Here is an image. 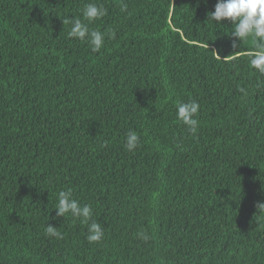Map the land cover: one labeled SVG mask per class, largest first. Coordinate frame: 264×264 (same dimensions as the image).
<instances>
[{
    "label": "trees",
    "instance_id": "16d2710c",
    "mask_svg": "<svg viewBox=\"0 0 264 264\" xmlns=\"http://www.w3.org/2000/svg\"><path fill=\"white\" fill-rule=\"evenodd\" d=\"M216 2L0 0V264H264V75ZM87 3L97 53L62 22ZM67 189L100 242L56 217Z\"/></svg>",
    "mask_w": 264,
    "mask_h": 264
},
{
    "label": "clouds",
    "instance_id": "9594fccd",
    "mask_svg": "<svg viewBox=\"0 0 264 264\" xmlns=\"http://www.w3.org/2000/svg\"><path fill=\"white\" fill-rule=\"evenodd\" d=\"M207 3V0H204ZM123 10V9H122ZM107 9L97 3H87L83 9V17L81 18H63V25H70L68 36L85 42L94 53L99 52L105 43V33L98 29H90L91 22L104 17ZM221 23L229 20L232 23L230 36L232 39L233 49H237L239 45L251 38L254 45V51L250 55L249 63L251 67L264 75V0H217L215 10L208 13V20ZM87 21V22H85ZM109 38H114L113 34H109ZM244 91L243 88L240 89ZM200 109L199 103L191 99L187 102H179L177 104V119L186 126L187 130L195 133L199 126L196 118ZM139 143V137L135 131L126 134L125 147L129 151H133ZM58 203L55 206L56 217H65L70 214L74 218H79L87 224L86 239L90 243H98L101 241L104 232L101 224L92 221V206L83 204L73 197L71 189L61 190L58 193ZM258 209H264V202L257 205ZM55 218V217H54ZM89 221H91L89 223ZM45 234L50 237L63 238L62 233L57 227L47 224Z\"/></svg>",
    "mask_w": 264,
    "mask_h": 264
}]
</instances>
